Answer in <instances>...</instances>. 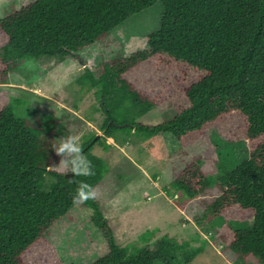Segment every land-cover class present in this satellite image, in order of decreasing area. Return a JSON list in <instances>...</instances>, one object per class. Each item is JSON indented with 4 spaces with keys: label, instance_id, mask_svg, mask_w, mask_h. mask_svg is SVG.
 Wrapping results in <instances>:
<instances>
[{
    "label": "trees",
    "instance_id": "1",
    "mask_svg": "<svg viewBox=\"0 0 264 264\" xmlns=\"http://www.w3.org/2000/svg\"><path fill=\"white\" fill-rule=\"evenodd\" d=\"M156 2L163 6L159 30L148 37L146 49L104 64L103 89L112 75L133 97L137 114L170 102L175 115L156 125L130 121L119 127L125 121L117 122L104 110L102 136L81 144L95 175L74 176L50 167L60 158L51 147L59 139L56 120L17 116L13 100L0 90V264H63L47 236L75 208L92 210L90 221L106 240L107 252L89 264H169L170 251L187 247L167 235L148 244L156 230L139 236L147 242L141 247L119 246L96 196L73 201L75 182L88 183L96 193L108 173L107 162L91 151L93 145L103 140L106 149L105 138L125 130L146 137L170 134L180 147L204 139V157H193L165 191L193 199L217 188L212 201L202 202L198 221L221 217L225 223L216 241L242 264H264V0H31L0 19V84L25 59L75 58ZM164 74L175 77L181 93L148 91L151 83L153 88L162 83L158 79ZM84 79L98 85L89 70L78 80ZM180 97L181 105L176 102ZM210 130L224 145L243 140L247 157L217 174L219 146L209 141ZM249 219L252 225L244 229L227 223Z\"/></svg>",
    "mask_w": 264,
    "mask_h": 264
},
{
    "label": "rangeland",
    "instance_id": "2",
    "mask_svg": "<svg viewBox=\"0 0 264 264\" xmlns=\"http://www.w3.org/2000/svg\"><path fill=\"white\" fill-rule=\"evenodd\" d=\"M30 1L0 0V19ZM162 13V4L154 3L125 20L102 41L79 50L75 58L25 59L16 72L8 75L6 83L0 84V90H6L13 100L17 116L31 120L50 116L56 120L59 138L76 135L80 144L102 136L104 110H109L117 122L125 121L119 127L130 121L146 125L168 121L175 115V105L164 102L139 115V108L133 109V97L128 96L122 83L109 75L110 86L104 90L102 77L104 64L111 59L126 58L147 48L148 37L160 28ZM86 70L98 85L90 86L85 79L78 80ZM161 77L158 80L162 83L156 82L154 88L151 83L148 91L171 96L181 93L180 84L173 82L174 76L164 74ZM169 86L172 88L168 89ZM176 102L181 105L184 100L180 97ZM208 135L209 141L219 146L215 151L219 158L217 174L231 170L247 157L243 140L224 145L214 130L208 131ZM104 143L109 147L105 149L101 140L91 150L108 164V173L95 196L112 227L116 244L132 250L147 242L151 245L167 235L178 243H187L182 250L168 253L172 260L169 264H242L238 255L216 241V231L225 223L224 219L214 217L198 221L204 213L202 202L212 201L219 193L217 188L193 199L170 189L165 191L172 176L193 157H204L207 145L204 139L180 147L170 134L146 137L125 130L117 132L114 138L106 137ZM59 161L60 158L54 165ZM91 215L89 208H75L70 217L62 218L49 231L47 239L63 264H89L107 252L106 240L90 221ZM227 223L232 229H244L252 225V219ZM152 230L156 231L148 235L147 242L139 238ZM193 251L195 253L188 257Z\"/></svg>",
    "mask_w": 264,
    "mask_h": 264
},
{
    "label": "clouds",
    "instance_id": "3",
    "mask_svg": "<svg viewBox=\"0 0 264 264\" xmlns=\"http://www.w3.org/2000/svg\"><path fill=\"white\" fill-rule=\"evenodd\" d=\"M55 141L51 147L56 155L60 157V161L58 165L50 167L60 169L64 173H73L74 176L87 177L95 175L91 161L84 155L79 138L76 135L70 134L68 136H62ZM75 183L77 187L75 189V195L73 196L74 202L83 203L95 197V192L91 185L84 181ZM85 188L88 191H85Z\"/></svg>",
    "mask_w": 264,
    "mask_h": 264
},
{
    "label": "water",
    "instance_id": "4",
    "mask_svg": "<svg viewBox=\"0 0 264 264\" xmlns=\"http://www.w3.org/2000/svg\"><path fill=\"white\" fill-rule=\"evenodd\" d=\"M69 177L71 178V174L69 175Z\"/></svg>",
    "mask_w": 264,
    "mask_h": 264
}]
</instances>
